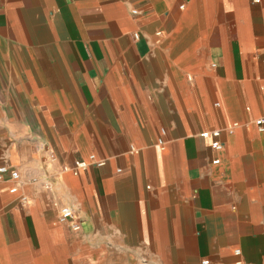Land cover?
I'll list each match as a JSON object with an SVG mask.
<instances>
[{
    "label": "crops",
    "instance_id": "obj_1",
    "mask_svg": "<svg viewBox=\"0 0 264 264\" xmlns=\"http://www.w3.org/2000/svg\"><path fill=\"white\" fill-rule=\"evenodd\" d=\"M263 116L264 0H0V264H264Z\"/></svg>",
    "mask_w": 264,
    "mask_h": 264
},
{
    "label": "built area",
    "instance_id": "obj_2",
    "mask_svg": "<svg viewBox=\"0 0 264 264\" xmlns=\"http://www.w3.org/2000/svg\"><path fill=\"white\" fill-rule=\"evenodd\" d=\"M253 2H259V0H252ZM135 13V10L133 11ZM158 33V32H157ZM137 37V35H135ZM255 124L258 129L261 131L264 129V116L260 117L256 120ZM220 131L218 129L212 131H205L201 133V137L204 139H209V146L214 150H220L223 146V143L219 140ZM219 160H214L213 163H217ZM94 165H104V160L96 159L95 154H90L87 159H80L74 162L73 167L63 166L62 170L71 171L74 175H78L80 169H85L87 166ZM8 173L10 178L13 180H17L19 178V173L16 169H9L6 165H0V180L3 178L4 174ZM45 188H50V182L43 183ZM10 191H15V188H11ZM59 220L62 222H68L70 227L73 230H78L80 228V215L77 208L73 206H65L61 209L59 214ZM239 251L236 250L235 253Z\"/></svg>",
    "mask_w": 264,
    "mask_h": 264
}]
</instances>
